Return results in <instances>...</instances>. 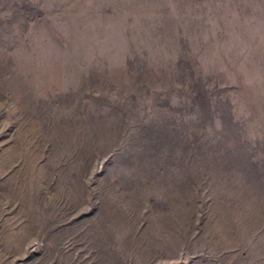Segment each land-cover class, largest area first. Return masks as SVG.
Masks as SVG:
<instances>
[{
    "label": "rangeland",
    "instance_id": "374dc122",
    "mask_svg": "<svg viewBox=\"0 0 264 264\" xmlns=\"http://www.w3.org/2000/svg\"><path fill=\"white\" fill-rule=\"evenodd\" d=\"M0 264H264V0H0Z\"/></svg>",
    "mask_w": 264,
    "mask_h": 264
}]
</instances>
